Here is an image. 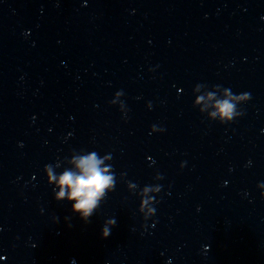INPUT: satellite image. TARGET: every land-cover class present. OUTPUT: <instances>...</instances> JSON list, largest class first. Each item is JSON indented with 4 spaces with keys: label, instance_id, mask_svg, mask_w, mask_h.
Listing matches in <instances>:
<instances>
[{
    "label": "clouds",
    "instance_id": "clouds-1",
    "mask_svg": "<svg viewBox=\"0 0 264 264\" xmlns=\"http://www.w3.org/2000/svg\"><path fill=\"white\" fill-rule=\"evenodd\" d=\"M201 88H207V86L197 84L193 92H197ZM218 92L223 93V98H217ZM122 95V90L117 91L110 103L113 105L119 103V108L123 112L125 105L121 100ZM250 99V93L234 94L228 88L215 85L212 91L196 98L194 107L203 104L204 106L199 108V111L203 114L210 104L213 110L208 112L207 118L210 121H218L221 124H230L245 114L238 106L248 102ZM147 106L151 109V102ZM163 131L165 129L162 127H157L156 125L151 127V132ZM111 158L110 154L101 156L96 151H81L73 152L70 159L58 160L54 165H45L44 172L47 177V183L53 186L54 199L57 202H69L73 214L78 215L85 223L90 222V218L96 214L108 194L114 191L116 186L117 181L113 168L110 164H105V161H110ZM62 162H66L71 167H65L63 171L57 173L56 169L62 166ZM185 163L182 162L180 167L183 168ZM163 178L160 173H156L154 176L157 181ZM120 179L124 180L123 173ZM125 183L128 191L140 198L138 211L142 215L143 220L147 222L156 214V209L153 205L160 202L155 197L161 192L162 186L150 184L139 188L136 183L131 181H125ZM257 187L264 189V182L258 183ZM138 188L139 190H137ZM150 193L152 194L151 196L149 195ZM261 196L264 197V191H261ZM65 219L68 220L69 218L66 217ZM154 224L155 221L153 222ZM115 225L116 220L114 218L106 219L101 229L102 238H107Z\"/></svg>",
    "mask_w": 264,
    "mask_h": 264
}]
</instances>
